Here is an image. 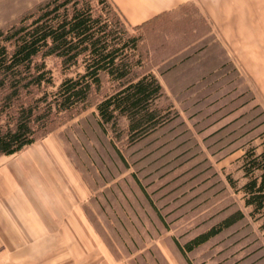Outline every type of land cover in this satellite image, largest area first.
<instances>
[{
  "label": "rangeland",
  "instance_id": "374dc122",
  "mask_svg": "<svg viewBox=\"0 0 264 264\" xmlns=\"http://www.w3.org/2000/svg\"><path fill=\"white\" fill-rule=\"evenodd\" d=\"M44 1L0 0V30ZM235 10L232 22L214 23L190 2L137 29L128 25L141 37L136 73L157 76L160 106L175 116L147 139L132 145L125 134L101 130L95 105L115 89L103 76L90 108L62 114L52 132L23 149L51 145L64 154L86 186L88 226L113 263L189 264L175 241L184 244L241 209L242 221L187 257L191 264H264V232L226 178L241 176L240 147L264 128L263 17ZM46 62L59 84V61Z\"/></svg>",
  "mask_w": 264,
  "mask_h": 264
},
{
  "label": "trees",
  "instance_id": "16d2710c",
  "mask_svg": "<svg viewBox=\"0 0 264 264\" xmlns=\"http://www.w3.org/2000/svg\"><path fill=\"white\" fill-rule=\"evenodd\" d=\"M93 1L46 0L0 30V156L15 155L48 135L62 114L90 108V97L101 89L103 76L115 83L95 105L104 133L111 131L116 139L125 134L133 145L174 120L160 106L164 91L157 76L136 73L142 64L136 57L141 37L132 34L109 0H96V5ZM48 58L59 61V84ZM240 150L236 162L241 176L235 179L230 173L226 178L264 232V128ZM245 217L237 209L184 244L175 241L176 246L191 264L189 253Z\"/></svg>",
  "mask_w": 264,
  "mask_h": 264
},
{
  "label": "crops",
  "instance_id": "0c3cea01",
  "mask_svg": "<svg viewBox=\"0 0 264 264\" xmlns=\"http://www.w3.org/2000/svg\"><path fill=\"white\" fill-rule=\"evenodd\" d=\"M109 1L133 26L190 2L214 23L232 22L237 7L264 22V0ZM50 147L0 156V264H120L109 260L88 226L81 208L86 186L64 154Z\"/></svg>",
  "mask_w": 264,
  "mask_h": 264
}]
</instances>
